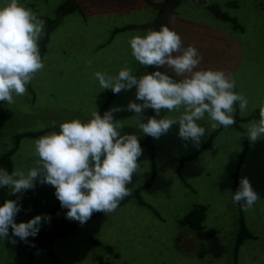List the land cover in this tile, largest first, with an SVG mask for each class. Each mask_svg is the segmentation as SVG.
Segmentation results:
<instances>
[{
	"label": "rangeland",
	"instance_id": "1",
	"mask_svg": "<svg viewBox=\"0 0 264 264\" xmlns=\"http://www.w3.org/2000/svg\"><path fill=\"white\" fill-rule=\"evenodd\" d=\"M65 1L21 3L38 16L55 18ZM159 1L79 0L81 10L62 16L48 41L44 67L34 75L26 93L14 96L11 104L0 101V155L16 145L18 133L59 127L73 118L87 121L93 111L103 115L120 106L114 121L123 125L121 134H138L142 147L139 166L126 187L130 192L139 190L142 201L133 198L79 226L55 243V255L67 264H104L100 256L110 264H264V139L251 142L245 135L254 119L242 121L240 126L213 129L205 114L199 123L206 131L198 147L179 137L178 122L158 139L151 137L149 145L145 143L149 135L142 133L137 115L146 122L156 115L155 110L148 108L140 114L128 110L130 101L143 103L136 100L135 86L113 93L101 88L94 75L96 71L116 75L123 67L134 75L144 74L148 66L136 61L129 40L143 35L146 24L155 19L168 20L169 27L181 34L184 46L192 44L199 49L200 67L222 69L235 79V90L247 98L248 105L243 112L235 105L233 116H252L264 105V0H235L239 6H223L237 16L242 30L232 28L230 21L196 0H171L165 8L176 10L169 18L156 8ZM44 21L39 45L47 32ZM129 24L138 26L128 28ZM118 27L125 28L115 32ZM183 111L182 106L170 112L162 109L157 119L167 114L179 118ZM47 132L50 130L20 138L12 155L14 168L26 171L34 166L38 159L34 142ZM149 146L154 147V156ZM245 176L260 198L247 210L232 201L240 178ZM5 190L0 204L20 197L17 223L38 214L49 215L57 202L55 188L49 184L36 182L34 188L11 197L10 189ZM196 205L207 206L204 225L215 230L209 239L199 238L196 231L181 223ZM242 219L256 238H247L237 247ZM50 228L48 220L41 222L40 231ZM29 262L28 253L18 251L8 239L0 240V264ZM32 264L53 261L47 251L38 250Z\"/></svg>",
	"mask_w": 264,
	"mask_h": 264
},
{
	"label": "clouds",
	"instance_id": "2",
	"mask_svg": "<svg viewBox=\"0 0 264 264\" xmlns=\"http://www.w3.org/2000/svg\"><path fill=\"white\" fill-rule=\"evenodd\" d=\"M45 21L21 0H0V101L14 102V96L23 95L34 75L44 67L39 41ZM132 55L141 65L154 66L155 70L137 76L128 67L116 75L94 73L103 89L113 93L130 90L135 86L136 100L130 101L128 110L136 114L145 109L155 110L156 115L141 120L144 135L159 138L169 128L179 123L178 135L199 146L205 134L201 121L205 114L212 121L213 129L235 123L233 113L238 104L243 112L248 100L235 90L236 81L231 74L219 68L200 67L202 56L199 49L184 46L181 34L162 24L159 29H146L143 35L130 38ZM161 68L171 69L174 78ZM183 107L179 118L168 114L157 119L162 109L168 112ZM120 106L109 108L103 115L93 111L91 118L65 120L59 131L52 130L38 137L34 166L25 170L13 168L9 172L0 167V188H9V196L22 194L35 187L36 182L55 188V196L61 207L66 208V218L84 224L94 212L109 213L130 195L126 187L136 172L142 147L138 134L124 132L123 125L114 121V113ZM245 135L251 142L264 139V105L259 108V119L252 120ZM260 199L250 180H239L232 201L244 210L252 208ZM20 197L6 199L0 204V240L13 244L19 237L27 241L36 237L41 222L50 220L47 214H38L27 221L16 222L21 211ZM11 230V235H9Z\"/></svg>",
	"mask_w": 264,
	"mask_h": 264
},
{
	"label": "trees",
	"instance_id": "3",
	"mask_svg": "<svg viewBox=\"0 0 264 264\" xmlns=\"http://www.w3.org/2000/svg\"><path fill=\"white\" fill-rule=\"evenodd\" d=\"M171 0H161L158 3V6L156 8L158 11L165 16L169 18L173 13H175L176 8L174 11H169L168 9L165 8V5L169 3ZM181 2V0H179ZM178 2V3H179ZM198 5L212 11L216 16L221 17L224 20H228L232 24V28L238 29L241 28L243 29L242 23L238 20L237 16H232L230 13L226 12V10L223 9V6L227 7H232V6H239L238 1L235 0H222L220 3L219 2H214L211 0H196ZM177 3V5H178ZM81 5L79 4V0H66L63 4L60 5L58 9V15L55 18H50L46 16H39L41 19L47 21V32L46 36L42 38V42L40 44V51H41V56L43 59V56L46 52L48 41L50 40L51 34L53 30L58 26L60 23V19L62 16L66 14H70L76 10H81ZM162 24H167L168 25V20H160V19H155L154 22L146 24L147 27L146 29H159ZM138 25L136 24H129L128 28H134L137 27ZM169 26V25H168ZM122 28L125 27H118L115 32L121 30ZM155 70L154 66H148L146 72H150ZM161 71H167L165 68H161ZM143 75V74H142ZM172 75V74H170ZM140 76V75H138ZM235 125L240 126V122L242 121H248L250 119H259V109L252 115V116H246V117H240L239 115H236L235 117ZM222 126L219 127L221 129ZM52 131L56 130L59 131V127L56 125H52L48 128H42L38 131H28V132H23V133H18L16 135V145L6 152L2 153L0 155V167L6 168L9 172L14 168V161L12 159V155L14 152L17 150L20 138L25 135H38L42 134L46 131ZM152 136L149 135L148 140L145 141L146 144L150 145V139ZM149 149L154 156V147L149 146ZM155 172H153V176L155 177ZM152 181H150L147 184H150ZM146 184V186H147ZM6 188V187H5ZM5 188H0V199H4L6 197V190ZM237 189V188H236ZM137 198L139 201H142V197L140 195L139 190L131 191L130 195L126 196L119 204L122 205L126 203L127 201ZM118 206V207H119ZM66 208H62L60 201L57 199V202L55 205H53L50 208L49 215L50 220H48V223L50 224V229L49 230H42L38 233L36 237H28L27 241H21L19 237H14L16 239V248L20 252H26L29 255L30 262L29 264L33 263V257L36 254L38 250H45L47 251L51 257L53 264H67L64 261H61L54 253V248H55V243L60 239L65 237L69 233H73L74 231L77 230V228L83 224H80L78 221L68 219L66 218ZM105 212H94L90 219L86 221L85 223L89 222L95 217H98L99 215L103 214ZM207 219V206L206 205H196L194 206L189 213L185 215V217L181 220V223L183 225L188 226L192 230L196 231L197 235L201 239H209L213 237L215 230L213 228H205L204 222ZM84 223V224H85ZM241 228L238 233L237 237V247L240 246L241 243L247 238L252 239L256 238V236L249 230V228L246 226L245 221L242 219L241 220ZM10 235H11V230H10ZM106 249L110 253H114V249L111 245H107ZM115 255L118 257L119 253H115ZM101 261L104 264H110V261L105 260L103 256H100Z\"/></svg>",
	"mask_w": 264,
	"mask_h": 264
}]
</instances>
